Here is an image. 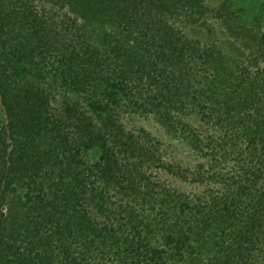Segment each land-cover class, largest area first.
Returning a JSON list of instances; mask_svg holds the SVG:
<instances>
[{
  "label": "trees",
  "instance_id": "1",
  "mask_svg": "<svg viewBox=\"0 0 264 264\" xmlns=\"http://www.w3.org/2000/svg\"><path fill=\"white\" fill-rule=\"evenodd\" d=\"M0 99V264H264V0H0Z\"/></svg>",
  "mask_w": 264,
  "mask_h": 264
},
{
  "label": "rangeland",
  "instance_id": "2",
  "mask_svg": "<svg viewBox=\"0 0 264 264\" xmlns=\"http://www.w3.org/2000/svg\"><path fill=\"white\" fill-rule=\"evenodd\" d=\"M223 0H213L214 4H219ZM183 33L190 39L192 40H201V41H213V42H218L219 45L228 53H230L233 56H236L237 58H245L248 53L245 51L242 46L233 38H231L226 31L220 29L219 27L215 28L214 30H209L206 28H201V27H180ZM123 122L125 126L128 129H137L141 130L144 129L148 133H150L152 136H157V139H162L164 141L169 142V139L160 137V130L159 127L151 120L143 119V118H132V117H125L123 119ZM5 125V116H4V111L0 99V127ZM172 153L175 156L178 157H188V155L183 156L181 153L178 151L176 148L175 150L172 151ZM96 160V158H94ZM93 159V160H94Z\"/></svg>",
  "mask_w": 264,
  "mask_h": 264
}]
</instances>
